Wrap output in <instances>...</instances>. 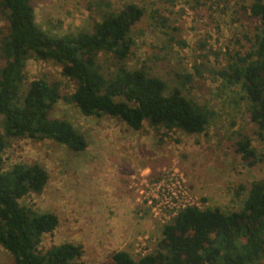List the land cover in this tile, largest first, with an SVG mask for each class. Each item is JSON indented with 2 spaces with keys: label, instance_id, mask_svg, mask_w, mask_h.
Wrapping results in <instances>:
<instances>
[{
  "label": "rangeland",
  "instance_id": "obj_1",
  "mask_svg": "<svg viewBox=\"0 0 264 264\" xmlns=\"http://www.w3.org/2000/svg\"><path fill=\"white\" fill-rule=\"evenodd\" d=\"M32 1L38 25L55 36L91 32L105 13L131 3L144 8V17L130 33L133 46L126 67L164 79L167 93L182 87L188 98L216 112L201 134L154 129L147 122L135 130L110 116H85L61 100L52 116L73 123L88 142L85 151L73 152L53 140L7 138L5 171L19 163H39L49 174L41 194L22 200L59 217L55 232L44 236L42 250L81 244L83 264L104 263L120 250L139 258L158 250L163 226L187 205L224 212L242 209L251 184L264 179V143L246 95L217 71L236 52L246 53L253 45L256 23L248 12L252 0ZM6 32L0 16V45ZM98 61L106 73L117 70L111 55L100 54ZM25 73L22 97L36 79L59 83L64 94L76 89L54 61L30 59ZM244 136L260 154L254 166L236 150ZM13 263L0 246V264Z\"/></svg>",
  "mask_w": 264,
  "mask_h": 264
},
{
  "label": "trees",
  "instance_id": "obj_2",
  "mask_svg": "<svg viewBox=\"0 0 264 264\" xmlns=\"http://www.w3.org/2000/svg\"><path fill=\"white\" fill-rule=\"evenodd\" d=\"M248 12L256 23L253 45L246 53L232 55L217 74L244 92L264 143V0H252ZM144 15V8L131 3L105 13L91 32L55 36L38 25L32 0H0L7 28L0 45V246L12 255L13 264H83L85 250L74 243L40 248L44 236L58 228L59 217L22 200L41 194L49 174L39 163H19L5 171L7 138L53 140L73 152L85 151L88 142L73 123L52 116L61 100L76 105L85 116H110L135 130L147 122L154 129L201 134L215 116L209 106L188 98L182 87L167 93L164 79L126 67L133 46L130 33ZM100 54L115 60V73L103 70ZM30 59L57 63L74 81L75 91L64 94L59 83L36 79L22 97ZM236 150L248 166L260 160L248 136L236 143ZM101 264H264V179L251 184L242 209L186 206L163 226L157 251L134 258L120 250Z\"/></svg>",
  "mask_w": 264,
  "mask_h": 264
},
{
  "label": "built area",
  "instance_id": "obj_3",
  "mask_svg": "<svg viewBox=\"0 0 264 264\" xmlns=\"http://www.w3.org/2000/svg\"><path fill=\"white\" fill-rule=\"evenodd\" d=\"M187 206H189V205H187ZM185 207H186V206H185ZM185 207H183V208H185ZM178 211H179V210H178ZM178 211H177V212H178ZM176 214H177V213H176Z\"/></svg>",
  "mask_w": 264,
  "mask_h": 264
}]
</instances>
